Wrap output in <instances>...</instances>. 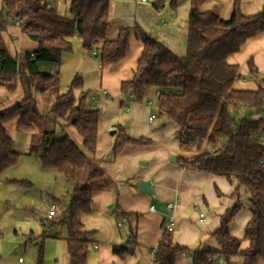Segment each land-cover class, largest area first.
<instances>
[{
	"label": "trees",
	"instance_id": "1",
	"mask_svg": "<svg viewBox=\"0 0 264 264\" xmlns=\"http://www.w3.org/2000/svg\"><path fill=\"white\" fill-rule=\"evenodd\" d=\"M187 20L186 54L179 56L164 43L155 39L139 26L134 28L142 40L143 49L137 60L134 76L121 83L124 96L131 94L143 101L151 91H160L157 97L158 114L178 126V137L184 149H196L192 157L180 156L183 166L199 168L222 175L249 191L251 218L242 238L230 232V223L242 208L237 201L220 216L219 226L211 233L216 247L191 249L175 243L171 232L152 252L155 264H177L180 257H189V264H214L209 258L233 264L264 263V146L259 136L264 135V87L257 90L233 88L239 66L227 58L238 51L251 36L264 31V6L254 14H244L240 0H235L228 18H221L218 7L200 10L206 0H190ZM0 32L8 25L9 17L20 18L22 31L38 46L25 53V61L12 56L0 42V84L15 90L18 81L23 88L22 100L0 111V173L18 162L20 153L4 122L17 116V125L52 120L60 129H43L35 137L28 154H37L45 169L55 170L73 183L63 221L69 235L66 238L68 264H89L88 253L94 231L83 227L82 216L92 212L93 186L83 183L92 172L100 173L95 158L97 151L100 109L89 106L92 91L79 97L74 88L80 86L76 77L68 91H59V72H43L41 62L60 63L62 55L72 50V39L82 45L99 48L102 65L119 63L130 49L133 28L123 26L111 37L112 0H72L70 16L58 13L47 0H1ZM180 0H152L155 9L169 3L176 6ZM250 72L257 70L249 61ZM55 91L49 113L43 115L38 107L37 95ZM243 106L249 113L236 116L231 108ZM62 120L63 123H60ZM74 126L82 138L80 146L67 132ZM205 141V142H204ZM144 137L133 138L127 128L120 126L115 135L113 151L119 153L130 143H149ZM205 144L204 148L201 147ZM263 161V164H261ZM59 201V200H58ZM123 215H126L124 212ZM123 254L130 249L114 247Z\"/></svg>",
	"mask_w": 264,
	"mask_h": 264
},
{
	"label": "crops",
	"instance_id": "2",
	"mask_svg": "<svg viewBox=\"0 0 264 264\" xmlns=\"http://www.w3.org/2000/svg\"><path fill=\"white\" fill-rule=\"evenodd\" d=\"M234 1L206 0L199 4V9L204 11L218 7L220 17L225 19L231 15ZM48 3L52 5L51 2ZM239 3L241 11L247 15L258 12L264 6V0H240ZM52 6L56 9L55 5ZM190 7V0H180L176 6L167 3L160 9H155L153 3H149L148 0L145 3L140 0H112L111 13L114 11V16L122 20L124 26L138 25L175 54L183 56L187 49V20ZM56 10L60 13L58 9ZM75 39L79 38L74 37L72 41ZM0 42L12 56L18 57L20 63L25 61L26 52H33L38 46L37 42L23 33L21 28L17 26L9 28L8 25L0 32ZM134 47H137L136 61L141 55L143 43L133 30L130 35V49L126 56L114 65L100 63L101 89H106L109 96L102 100L97 108L101 110V114L95 158L99 161L97 168L100 173L92 172L83 180V183L95 182L92 212L82 216L84 229L94 231L89 236L91 240L89 264H127L129 254L132 258L137 253L144 254L145 257L148 254L152 256L153 250L157 248L163 236L168 234L166 215L161 208L171 201H176L174 230L171 232L173 241L191 249L216 247L211 233L219 226L221 214L237 201L243 206L230 223V232L238 237L235 231L240 232L242 228L245 229L251 218L249 205L243 204L242 200L245 194L244 187H241L239 194L233 195L238 186L236 180L230 182L222 175L181 164L179 157H189L188 154H193L194 151H188L181 146L180 139L175 138L178 137V126L167 117L157 113L156 118L149 121L151 107L147 105L146 100L151 98L149 96L152 94L148 93L140 102L135 99L130 100L123 95L121 83L132 79L137 67L134 61L129 64L125 62ZM74 48L76 49V45ZM68 53H72V50ZM90 59L93 60L94 56L91 55ZM227 60L239 66L233 88L257 90L259 87H264V31L249 37ZM250 60L257 74L253 75L250 72ZM40 65L41 63L38 64L39 69ZM49 70L50 73L56 71L55 68ZM83 82L82 79L81 83ZM41 95H37V102ZM22 97L23 88L19 81L13 94L5 85L0 84V111L19 103ZM124 108L129 112L126 118L128 125L125 126L129 135L133 138L144 137L150 142L127 144L115 154L113 148L116 133L111 134L110 130L116 129L117 132L124 122L125 119L122 121L120 115V110ZM231 109L238 117L247 110L243 106H233ZM17 119L18 117L14 116L4 122L17 151L15 138L18 137L19 130L26 132L25 147L29 150L40 131L57 130L59 127L50 119L33 121L19 127ZM157 119H159V125L155 128L157 132H150L149 126L154 125ZM60 123H63L62 120ZM71 127L74 126H66L65 129L69 132ZM162 131L166 132L165 136L160 135ZM153 135L163 146H156L152 139ZM172 156H174L173 160H171ZM140 180L151 182L152 194L139 189ZM54 202L59 201L55 198ZM151 206L155 208L153 211L150 209ZM124 212L126 215H123ZM120 223L122 225H119ZM243 235H239L238 238H242ZM114 247L127 248L131 252L115 253ZM184 258L190 261L189 257L183 256L177 263L184 261ZM222 262L227 264L224 260L218 264Z\"/></svg>",
	"mask_w": 264,
	"mask_h": 264
},
{
	"label": "rangeland",
	"instance_id": "3",
	"mask_svg": "<svg viewBox=\"0 0 264 264\" xmlns=\"http://www.w3.org/2000/svg\"><path fill=\"white\" fill-rule=\"evenodd\" d=\"M71 1L48 0L56 6L61 14L68 16H70ZM148 2L152 3V0H148ZM7 21L9 28L17 26L14 24V20L7 19ZM111 24L110 35L115 37L117 30L124 24L122 20L114 16V11L111 13ZM136 26L138 27V25L132 27L133 30ZM17 27L22 29L21 26ZM113 30H115L114 33ZM75 45L76 49L74 48ZM98 48L97 45H94L91 49H87L79 39H75L72 41V53H64L60 63L41 62L40 70L49 72L50 68H55V72H59V91L61 93L68 91L76 77L84 80L83 84L73 89L76 97H79L82 91L89 90L88 88L91 91H97L101 89L102 67L98 55H93V52L98 54ZM136 54L137 47H134L125 62L128 64L133 63V61L137 63V60L135 61ZM91 55L94 56L93 60L90 59ZM11 92L13 94L15 90ZM154 93L153 91L150 92L152 95L149 96L151 98L148 100H152L153 105L157 106V97ZM54 99L55 91L53 90L38 97V107L43 115L49 113ZM150 111L151 113H158L152 108ZM245 113H249V109L240 113L239 116ZM120 115L122 121L125 119L121 126L125 127L128 125L126 118L129 112L124 108L120 110ZM157 125H159V119L155 121L154 125L149 126V131H156ZM113 130L116 129H112L110 132ZM131 131L134 132V130ZM18 132L19 135L15 138V144L21 154L18 162L0 173V264H68L69 255L66 238L69 235V230L63 218L73 183L68 181L63 174L57 173L55 170L45 169L37 154H28L25 147L27 134L23 130ZM68 133H72L71 137L79 145H82L81 136L74 127H71V131ZM165 134V131L160 133L162 136ZM175 138L178 139L179 137L175 136ZM152 139L156 146H163L154 135ZM204 146L206 145L203 144L201 148L203 149ZM191 151L198 152L196 149ZM194 152L188 156L192 157ZM92 186L94 188L95 182L92 183ZM243 193H245L242 196L243 204L250 205L249 191L244 188ZM55 198L59 200L57 202L58 213L52 219H47V206L53 203ZM235 233L240 237L239 235H243L244 229L242 228L240 232L235 231ZM126 262L127 264H155L150 254L145 257L144 254L140 253H137L133 258L129 254ZM177 264H189V262L184 258V261ZM233 264L241 263L238 260Z\"/></svg>",
	"mask_w": 264,
	"mask_h": 264
},
{
	"label": "built area",
	"instance_id": "4",
	"mask_svg": "<svg viewBox=\"0 0 264 264\" xmlns=\"http://www.w3.org/2000/svg\"><path fill=\"white\" fill-rule=\"evenodd\" d=\"M141 1L143 3L147 2V0H141ZM8 19L14 20L15 21L14 24L17 26L22 27L24 25V22L20 18L9 17ZM93 55H97V52H93ZM84 93H85V91H82L80 93V95H83ZM155 94H156V97H158L160 94V91L159 90L155 91ZM108 96H109V93L106 89H99L97 91L92 92V94L90 96V103H89L90 108L97 109L99 103L102 100L106 99ZM129 98H130V100H133V95L131 94L129 96ZM147 105L149 107H151L152 110L158 111V105L154 106L152 100H147ZM125 108L127 109L128 106L126 105ZM155 118H156V112H152L150 117H149V121H153ZM259 140H260L261 144L264 146V135L259 136ZM261 164H263V161H261ZM47 207H48V210L46 213V218L52 219L58 213V210H59L58 205L56 202H53L50 205H48ZM165 208H166V210L164 213L166 215V232L170 233L174 230V227H173L174 226V219H175L174 210L176 208V201L168 202L165 205ZM150 209L153 211L155 208H154V206H151ZM119 225H122V223H120ZM152 258L154 259V255H152ZM219 260H220L219 257L209 258V261L213 262L214 264H218Z\"/></svg>",
	"mask_w": 264,
	"mask_h": 264
},
{
	"label": "water",
	"instance_id": "5",
	"mask_svg": "<svg viewBox=\"0 0 264 264\" xmlns=\"http://www.w3.org/2000/svg\"><path fill=\"white\" fill-rule=\"evenodd\" d=\"M116 130H113L111 134H115ZM175 159V158H174ZM139 189L146 193H153V188H151V182L148 180H140L139 182ZM163 212H165L166 208L165 206L161 208Z\"/></svg>",
	"mask_w": 264,
	"mask_h": 264
}]
</instances>
